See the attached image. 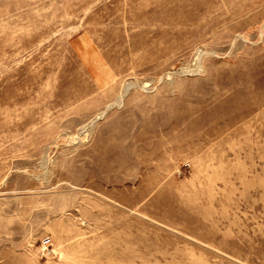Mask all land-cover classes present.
Here are the masks:
<instances>
[{"label": "rangeland", "instance_id": "374dc122", "mask_svg": "<svg viewBox=\"0 0 264 264\" xmlns=\"http://www.w3.org/2000/svg\"><path fill=\"white\" fill-rule=\"evenodd\" d=\"M0 264H264V0H0Z\"/></svg>", "mask_w": 264, "mask_h": 264}, {"label": "built area", "instance_id": "2783aa9c", "mask_svg": "<svg viewBox=\"0 0 264 264\" xmlns=\"http://www.w3.org/2000/svg\"><path fill=\"white\" fill-rule=\"evenodd\" d=\"M50 244H51V239L50 238H46V239H42L41 240V247L43 249L47 248Z\"/></svg>", "mask_w": 264, "mask_h": 264}]
</instances>
